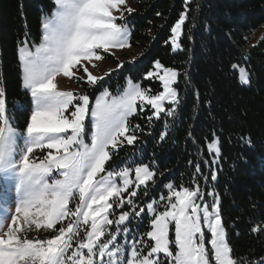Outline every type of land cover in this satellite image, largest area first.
Returning <instances> with one entry per match:
<instances>
[{"label": "snow or ice", "instance_id": "6c2138e0", "mask_svg": "<svg viewBox=\"0 0 264 264\" xmlns=\"http://www.w3.org/2000/svg\"><path fill=\"white\" fill-rule=\"evenodd\" d=\"M190 2L184 0V10L164 41L173 52L183 50ZM53 3L51 14L41 18L40 43L27 33L18 40L22 87L31 98L23 129L15 126L0 85V264H264V256L234 255L219 196L210 191L206 201L195 179L201 175L199 161L191 181L195 188L181 184L177 189L169 182L163 185L167 194L161 192L159 199L149 190L165 173L156 170L154 159L152 167L125 161L106 168L124 145H135L144 134L130 118L145 115L149 127L154 119L163 120L159 139H165L168 119L181 106L178 81L187 82L188 74L157 59L145 78L158 79L163 91L153 94L129 78L118 96L104 88L90 109L87 92L60 91L56 78L84 80L73 71L82 69L89 87H103L104 77L85 65L102 59L101 52L130 47L127 17L135 9L127 0ZM230 68L241 85L250 84L246 67L233 63ZM206 147L212 157L220 155L215 133ZM216 179L213 171L211 180ZM41 228L51 233L48 239L29 238L28 233ZM250 232H264V221Z\"/></svg>", "mask_w": 264, "mask_h": 264}, {"label": "trees", "instance_id": "16d2710c", "mask_svg": "<svg viewBox=\"0 0 264 264\" xmlns=\"http://www.w3.org/2000/svg\"><path fill=\"white\" fill-rule=\"evenodd\" d=\"M128 1L135 9L127 17L130 50L121 59L122 67L108 75L109 80L122 86L129 76L155 94L161 91V82L145 76L157 59L165 67L187 72L188 80L178 81L181 106L175 118L168 119L165 139H159L163 120L154 119L149 127L145 115L130 118L129 123L140 124L144 134L135 145H124L108 165L121 167L126 161L152 167L154 159L156 170L165 173L149 190L150 195H157L169 182L177 189L181 184L195 188L191 181L199 161L201 175L195 179L206 201L211 200L210 191L219 196L222 222L234 255L249 259L264 256V232H250L254 224L264 221V33L257 38L264 24V0H191L181 36L183 50L177 52L164 41L184 10V0ZM54 7L53 0H0V85L22 128L30 115L31 98L22 87L18 40L27 33L38 43L41 18L50 15ZM233 63L248 69L249 85L238 82L230 68ZM145 113L151 114L148 109ZM213 133L221 147L218 157H212L206 147ZM213 159L217 160L214 165ZM213 171L215 181L211 180ZM205 175L207 182L202 178Z\"/></svg>", "mask_w": 264, "mask_h": 264}, {"label": "rangeland", "instance_id": "374dc122", "mask_svg": "<svg viewBox=\"0 0 264 264\" xmlns=\"http://www.w3.org/2000/svg\"><path fill=\"white\" fill-rule=\"evenodd\" d=\"M127 3L129 6H132L130 1L127 0ZM117 22L119 23L120 21H117ZM128 26H129V24H128ZM129 28L131 29L130 26H129ZM263 33H264V24L259 29V31L257 32V38H260ZM39 43H40V41L36 44H39ZM129 50H130L129 47L114 48V49H112L111 52H107V53L101 52L100 55H101L102 59L95 60V58H93L92 63H86L85 66L88 67V70L93 75L98 76V77L99 76L104 77L103 81L100 82L103 84V87H99V84L97 87H89L87 85V74L84 73L82 69H80L79 71L74 69L73 71L75 72L76 76H83L84 80H78L75 78V76L69 78V77H64L63 75H60L56 78V81H55L57 84L58 90H60V91H72L74 94L87 92V94H89V96H90V105H89L90 109L94 105L95 98L100 95V93L104 90V88H107L109 90V92L112 94V96L120 95L122 93V91L126 88L127 80L130 77L129 76L126 77L124 84L122 86H119L118 83L110 81L108 78V75L111 73V71H113L116 67H118L120 65L121 59H123L125 57L124 54L126 52H129ZM115 61H119V63H116ZM241 66L245 67L244 65H241ZM77 67L79 68V66H77ZM105 73H108V75H105ZM130 79L134 83H140V85H141L140 81L134 80L132 78H130ZM141 87H142V85H141ZM161 91H163V88L161 89ZM137 107L139 108V101L137 102ZM10 114L14 117L15 126L20 128V129H23L24 127L22 128L19 126V123H18V120H17L15 113L10 112ZM108 163L106 164V168H108L109 170L119 167L116 165L115 166H113V165L109 166ZM129 166H134V165H129ZM133 178H134V174H133ZM156 192H157L156 193L157 195H155V194L151 195V196H154L156 199H159V195L161 194V192H163L165 195L167 194L166 189L156 191ZM12 198L13 199L15 198L14 190L12 192ZM148 199L149 198H147L145 200H148ZM141 203H143V201H141ZM129 227L133 228V227H135V225H129ZM146 230H147L146 228H141V231H146ZM28 235H29V238L48 239L50 237L51 233L49 231H46L45 229L41 228L38 231L33 230L32 232L28 233ZM171 235L172 234L170 233V238H171ZM208 239H209V237L206 234V244H207Z\"/></svg>", "mask_w": 264, "mask_h": 264}]
</instances>
